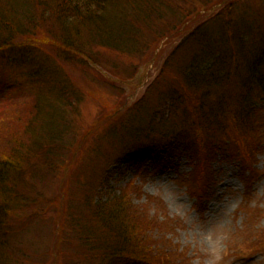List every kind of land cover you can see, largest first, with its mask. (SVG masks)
I'll return each instance as SVG.
<instances>
[{"label": "trees", "instance_id": "16d2710c", "mask_svg": "<svg viewBox=\"0 0 264 264\" xmlns=\"http://www.w3.org/2000/svg\"><path fill=\"white\" fill-rule=\"evenodd\" d=\"M198 2L201 4L195 11L193 4L182 8L170 0H0V61H9L12 71L18 66L22 68L24 79L19 81L14 75L8 78L14 83L9 96L5 95V83L0 90V99L8 98L0 103V130L9 127L8 124H18L14 131H6L8 136L0 135V264L19 261L13 255L12 222L25 216L29 220L36 218L40 213L31 205L37 206L40 200L49 203L52 199L37 196L36 200H28L24 188L31 184L25 180L32 174L30 171L34 170V180L50 171L55 191H61L58 189L64 173L61 154L68 146L60 136L66 134L67 109L63 103L73 97L68 94L73 93L74 86L63 72L55 78L54 71L58 69L37 57L35 49L39 44L48 46L52 42L62 61H67L72 53L73 59L81 58L83 62L91 59L84 50L87 43L125 53L130 44L145 47L141 28L148 25L151 37L157 41L156 24L164 18L173 16L177 20L185 16L186 20L194 16L198 24L179 44L187 46L188 62L175 58L179 48L168 56L180 65L160 94L163 113L156 111L147 127L137 119L129 121L131 125L136 123V128L126 133L135 135L136 142L125 144L112 163L135 168L140 174L148 162L159 166L160 160H172L179 153L195 160L194 156L200 157L204 152L210 155L231 144L236 147L242 143L247 147L246 143L261 135L252 134L255 126H264V0ZM218 5L217 13L210 14ZM128 18L136 27L130 26ZM44 23L51 30L57 26L58 33L52 38L55 40L47 36L37 38V29ZM126 38L129 43L124 47ZM168 62L165 67H170ZM22 99V104L17 105ZM140 138L143 142L138 141ZM260 144L255 146L256 153ZM198 147L199 153L195 151ZM240 154L238 160L245 166L252 163L253 157L248 158L243 150ZM105 174L94 199L84 203L93 214L86 220L72 219L70 230L77 241H84L83 254L92 253L97 246L102 253L98 264H169L172 253L160 248L151 251V247H165V237L154 242L148 234L153 227L159 229L163 224L153 217L152 226L142 232L143 240L138 244L140 236H136L133 223L137 218L126 207L129 193L122 191L105 199L101 193L109 190L114 173ZM89 218L92 222L86 225ZM88 228L100 231V235L90 234ZM102 241L109 242L103 245Z\"/></svg>", "mask_w": 264, "mask_h": 264}, {"label": "rangeland", "instance_id": "374dc122", "mask_svg": "<svg viewBox=\"0 0 264 264\" xmlns=\"http://www.w3.org/2000/svg\"><path fill=\"white\" fill-rule=\"evenodd\" d=\"M198 1L170 0L182 8L193 4L195 11L201 4ZM218 8L219 5L211 9L210 14L217 13ZM184 17L176 20L169 16L156 24L159 31L155 35L157 41L151 37L148 25L141 28L145 47L130 44L125 53L105 48L102 44L94 46L87 43L84 50L91 57L86 58L87 62H80L81 58L76 61L71 57L72 53L67 56V61H62L52 42L48 46H37V57L48 61L53 69L54 65L60 70L54 71L55 78L63 72L74 87L73 93L68 94L73 97L68 103L66 99L63 103L67 109L64 114L66 134L60 136L68 146L61 154L64 171L58 188L61 191H55L50 171L35 180L33 169L30 171L32 174L27 175L25 180L31 183L24 188L28 200L47 196L52 201L45 203L40 200L37 206L36 203L31 205L40 213L36 218L29 220L25 216V219L12 222L13 255L19 260L16 264L100 262L101 249L94 246L92 253L83 254L81 243L84 241H77L70 229L72 219L86 220L90 213L93 214L84 203L89 198L94 199L96 190L106 179V172L114 174L109 190L101 195L108 199L122 191L129 193V205L126 207L127 212L137 218L133 223L136 236H140L138 244L143 240L142 232L152 226L153 217L163 224L159 229L153 227L148 234L154 242L165 237L166 246L151 247V251L160 248L165 253H172L169 264H264V126L254 127L252 135H261L253 137L251 143H246L247 147L242 143L236 147L231 144L224 149L217 148L210 155L204 152L200 157L194 156L195 160L179 153L172 160H160L159 166L148 162L140 174L135 168L112 163L121 155L125 144L136 142L135 135L126 133L136 128V123L131 125L129 121L137 119L147 127L156 111L163 113V100L159 98L166 90L168 78L176 74L180 65L175 58L189 60L187 46L179 44L198 24L194 16L186 20ZM129 23L136 27L131 19ZM54 27L55 30H51L44 23L37 29V38L56 37L58 28ZM128 43L126 38L124 47ZM177 48L180 49L177 53L179 58L177 54H174L175 58H168ZM166 61L170 67L164 66ZM8 63L7 60L6 63L0 61V90L5 83L7 96L13 91L14 83L10 80L13 75L24 81L22 68L18 66L12 71ZM7 99L4 96L0 103ZM17 125L15 122L8 124L9 127L0 130V135L4 137L6 131H14L13 127ZM138 141L143 142L141 138ZM258 142H261V148L256 153ZM241 150L248 158L253 157L248 168L238 160ZM195 151L199 153L201 150L198 147ZM207 157H211V161L205 160ZM248 170L251 175H248ZM91 222L89 218L85 224ZM93 229L88 228L87 232L99 236L100 231ZM108 242L102 241V244Z\"/></svg>", "mask_w": 264, "mask_h": 264}]
</instances>
